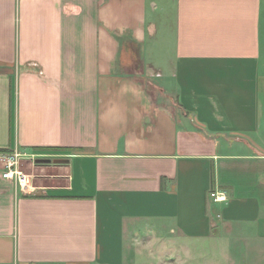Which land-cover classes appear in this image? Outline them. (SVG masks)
Wrapping results in <instances>:
<instances>
[{"label": "crops", "instance_id": "obj_1", "mask_svg": "<svg viewBox=\"0 0 264 264\" xmlns=\"http://www.w3.org/2000/svg\"><path fill=\"white\" fill-rule=\"evenodd\" d=\"M13 151L30 187L0 160V264H126L127 242L187 237L231 253L232 234L263 261L264 0H0Z\"/></svg>", "mask_w": 264, "mask_h": 264}, {"label": "rangeland", "instance_id": "obj_2", "mask_svg": "<svg viewBox=\"0 0 264 264\" xmlns=\"http://www.w3.org/2000/svg\"><path fill=\"white\" fill-rule=\"evenodd\" d=\"M139 226L141 234L144 235V225L140 223ZM161 230L166 232V236H169V238L177 236V234L170 233L168 228ZM190 238L173 239V241H167L168 244L164 245H161L158 241L153 245L152 251L145 244L144 249L138 248V250H135V246H131L127 242L125 262L126 264H264L262 259H258V263L252 262L250 253L246 251L243 254L241 250L245 249L241 244V239L235 238L233 234L230 239L235 240L236 248L233 247L231 253L228 251L226 253L220 245L213 248V246H210L208 239ZM244 256L248 258V263L241 260L245 258Z\"/></svg>", "mask_w": 264, "mask_h": 264}, {"label": "built area", "instance_id": "obj_3", "mask_svg": "<svg viewBox=\"0 0 264 264\" xmlns=\"http://www.w3.org/2000/svg\"><path fill=\"white\" fill-rule=\"evenodd\" d=\"M23 157H26V154H21L18 151L0 156V160L2 161L1 176L13 180L21 189L25 186H29L30 183V175L25 173L21 166V159ZM31 157V159H33L34 155H31ZM210 196L214 201L226 200L224 192L211 191Z\"/></svg>", "mask_w": 264, "mask_h": 264}, {"label": "water", "instance_id": "obj_4", "mask_svg": "<svg viewBox=\"0 0 264 264\" xmlns=\"http://www.w3.org/2000/svg\"><path fill=\"white\" fill-rule=\"evenodd\" d=\"M37 161L38 162H42V163H50V162L59 163V162H63L64 159H60V158H54V159L46 158V159H37Z\"/></svg>", "mask_w": 264, "mask_h": 264}]
</instances>
